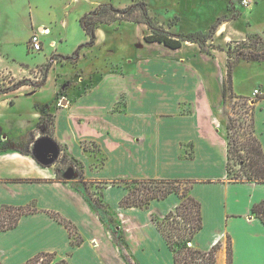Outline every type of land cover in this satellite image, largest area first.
<instances>
[{
  "label": "crops",
  "instance_id": "0c3cea01",
  "mask_svg": "<svg viewBox=\"0 0 264 264\" xmlns=\"http://www.w3.org/2000/svg\"><path fill=\"white\" fill-rule=\"evenodd\" d=\"M200 1L221 5L223 9H219L221 12L216 15L215 22L230 11L228 7L236 10L235 5L241 3L240 0ZM261 4L264 0L253 1L245 7L251 13L258 12ZM102 5L116 6L113 0H0V47L8 43L26 47L27 53L40 54L54 50L59 43L55 49L60 52L62 43L67 41L65 28L69 14L87 7L78 15L80 22L83 16ZM253 18L243 13L241 18L233 21L245 19L243 35L264 36V28L257 30ZM230 23L232 21H223L217 35L225 34ZM102 29L101 26L97 28L96 44ZM34 33L41 35L43 49L40 52L30 49ZM86 43L80 44L72 54ZM187 43L177 50L155 43L160 45L163 55L154 52L155 61L147 57L148 62L137 65L141 69L147 68L146 71L149 70L147 66L152 65L156 70L157 80L153 79L152 87L148 88L152 90L149 95L152 118L135 112V103L127 92L122 90L118 96L106 94L102 89L103 79L95 84L81 78L74 86L80 89V94L73 88L71 100L65 97L66 101L61 100L60 107L53 106L59 92L56 86L52 99H37L47 83L36 92H25L30 102L33 100L26 111L20 109L16 97L23 95L18 92L24 87L0 95V206L34 205L37 209V212L23 216L15 228L0 232L1 264H25L41 253L56 254L68 264H176L174 253L153 216L164 219L177 209L180 197L170 194L165 199L152 200L147 209L123 208L121 202L129 193L123 183L134 180L191 183V194L202 205L203 228L190 245L206 252L220 244L217 264H228L230 254L232 264H264V223L252 211L254 205L264 201V184L231 182L227 171L228 113L225 111L227 98L223 94L226 78L228 80V58L225 51L219 50L218 56L209 55L198 44ZM144 49L152 51V47ZM166 49L175 51L172 53L188 49L190 53L181 58H170L164 54ZM220 54L224 56L226 69L221 75L215 71ZM39 56L43 57L40 62L11 53L6 57L15 64H43L46 57ZM80 60L81 56L75 64ZM187 65L195 76L187 72L183 79L158 77L159 72L164 71L175 75L180 67ZM195 66L196 70H193ZM128 70L125 75L117 73V76L125 79ZM88 83L90 87L85 89ZM215 83L221 89L217 99L211 90ZM98 84L100 88L96 89ZM141 87L139 85V89H144ZM179 89L183 95L176 97ZM255 91H259L256 99L264 97L263 85L254 89L253 96ZM254 104L256 135L264 149V99ZM50 107L55 118L53 136L40 133L35 136ZM94 115L105 121L121 120L127 128L112 130L108 126L93 125ZM83 128L90 131L82 134ZM44 137L62 145L69 158L81 165L84 182L104 186L102 199L112 220L100 216L76 176L59 179L56 162L44 166L35 159V143ZM83 141H96L102 152L99 155L86 152ZM100 157L105 161L99 167ZM114 181L120 184H111ZM54 214L72 223L83 240L79 246L72 245L69 230L54 218Z\"/></svg>",
  "mask_w": 264,
  "mask_h": 264
},
{
  "label": "rangeland",
  "instance_id": "374dc122",
  "mask_svg": "<svg viewBox=\"0 0 264 264\" xmlns=\"http://www.w3.org/2000/svg\"><path fill=\"white\" fill-rule=\"evenodd\" d=\"M240 1L242 3L243 0ZM253 1L257 0H248V4L251 5ZM113 2L116 5V8L122 10L131 6H136L137 4H144L147 11V17L152 19V25L155 29L181 39L196 32L208 33L217 19L216 15L218 12H221L219 9H223L220 8V4L214 5L213 3L200 0H113ZM241 3H238L237 6L235 5L237 8L236 10H233V7H228L230 11L226 12V14L221 17L222 22L226 20L232 21V23H230V29L227 26L225 34H216L213 39L207 42L202 41L205 50L214 56L219 55V50L225 51L228 58L227 64L228 60L230 61L227 53L229 46L233 51L236 50L244 54L243 56H240L235 63L236 67L233 69L232 76L234 91L232 90L228 93L225 102V111L228 113L226 127L227 125L231 126L232 131L230 132V136L234 143H238V145L246 143L250 132L253 105L256 99V97L252 95V92L255 88H259L261 85L264 86V36L259 34L243 35L246 26L245 19L237 22L233 21L241 18L244 13L248 17H254L255 24H258H254V26H256L257 30H262L264 28V4H261L258 12L251 13L248 11L247 7ZM86 5L88 6V4ZM82 8L80 7L77 10H73L69 14L67 18L68 26L65 28L67 41L62 43L60 52L58 49H55V47H58L57 45L59 43L53 47L54 50H46L44 53L40 54L31 53L29 50L27 53L26 47L24 46L16 47L10 46L8 43L3 44L0 47V50L2 51V54H0V90L13 87L19 82L27 83L28 86H24V89H20L21 91L18 92L23 95L16 96L17 100L20 102V109L26 111L32 104L33 100L30 102L27 97L28 95L25 92H36L46 83L47 84L43 87V90L39 93L37 99H52L56 86L58 87L59 92L53 106L60 107L62 104L61 100L66 101L65 97H68V99L71 100V91L74 86L78 85V81L83 79L84 82L93 81L96 84L100 79H103L105 84L102 86V89L106 91V94L118 96L122 90L127 92L130 99L133 101L132 103H135L133 107L136 108L138 112L134 111L139 114L142 113L140 116L152 118V98L149 96L152 95V90L148 88L152 87L153 79L157 80L156 70L152 69V65H150L147 66L149 69L148 71L145 70L147 68L143 67L144 72H140V70L143 69L138 67V64L143 65L148 62L151 59L150 57H152V61H155V55H152L154 52L163 55L159 50V44L148 43L145 40L147 36L152 35V31L146 24L141 25L142 23L138 24L118 21L111 26L101 24L98 26V28H100V26L103 28L99 42L93 47L83 49L81 51L80 62L75 64V62L68 59L67 55L72 54L80 44L86 43L89 40V37L79 22L78 15L87 7L83 6ZM94 11L95 9L92 10V12ZM92 12L87 15H90ZM46 34H48V32ZM252 36H255L254 40L250 41L249 37ZM47 42L48 41L45 40V43L48 45L49 43ZM186 44L188 43L186 42L184 45ZM144 47H152V51L151 49H144ZM153 49H155V51H153ZM172 52L175 51L167 50L164 54L170 55V58H181L185 55H189L190 50L185 49L183 51H178L179 53ZM10 53L19 58H26L28 60L31 58L33 61L39 62L43 59V57L39 55H44L46 60L43 64H37L36 62L33 64H15L12 59L6 57L7 54ZM171 54L175 55L171 56ZM224 56L223 54H220L215 65V71L219 72L220 75L226 70ZM71 57L74 58V55L72 54ZM232 57L235 58V60L237 59L234 53H232ZM128 68V75L125 79L124 77L117 76V73L125 75V71ZM193 70H196V66ZM187 72L195 76L193 71L189 69L187 65L180 67L175 75H173L172 72H168L171 73L168 74L164 71L159 72L161 74L158 77L167 79L172 76L177 79H183L184 74H187ZM115 76L116 78H114ZM226 81H228L227 78ZM139 85H142L144 89H139ZM89 87L90 83L85 86V89H88ZM96 87V89H99L100 84L96 85ZM138 89L142 90V92H139ZM74 90L75 93L79 92L78 94H80V89L74 88ZM83 90L84 89L82 88L81 91ZM211 90L213 91L212 95H214V99H217L218 93L219 96L221 94L220 87L218 88L215 83ZM178 92L179 94L176 97L183 95L181 89H179ZM234 92L247 96L244 97V99L237 98L235 96L238 95L234 94ZM157 105H159V103ZM155 108H158V106ZM168 108H170L169 105ZM51 109L52 107H50V110H48L46 115L42 117L43 122L41 127L35 133V136L39 133L47 134L50 137L53 136L55 118ZM89 109L93 111V108ZM95 118L96 119L92 124L99 127L108 126L112 130L116 128H127L125 122L121 120L114 119V121H105V118L96 116ZM88 131H90L88 128H83L81 130V132H83L82 134L87 133ZM59 147L60 156L55 163L59 170V178H66L65 174L68 170L72 169L75 172L77 179L81 182L80 184L86 196L95 205H100L102 201V189L104 186L101 184H89L84 182V179L80 176V173H82L81 165L69 158L62 145H59ZM242 154L245 155V153ZM102 160L103 158L100 157L97 165H99ZM238 164V162H233L234 170L237 171V173L242 174Z\"/></svg>",
  "mask_w": 264,
  "mask_h": 264
},
{
  "label": "trees",
  "instance_id": "16d2710c",
  "mask_svg": "<svg viewBox=\"0 0 264 264\" xmlns=\"http://www.w3.org/2000/svg\"><path fill=\"white\" fill-rule=\"evenodd\" d=\"M118 21L146 24L152 31V35L145 38L148 43H159L169 49L177 50L182 48L186 42H191L198 44L201 50L208 54H210V52L205 50L202 41L207 42L213 39L218 32L219 25L222 24L221 18H219L217 22L212 25L208 33L196 32L181 39L155 29L152 25V19L147 17V11L144 4H137L136 6H131L123 10L117 9L113 5H102L90 15H85L81 18L80 24L88 35L89 42L79 47L74 54V58L68 57V59L77 63L80 59L81 51L84 48L96 45V30L98 26L101 24L111 25ZM254 37H249V40H254ZM227 53L230 61L228 60L227 64L228 81L225 85L223 94L225 98H227L228 93L232 91V76L233 69L236 67L235 63L240 56L244 55L239 51H233L230 46L228 47ZM232 53L237 57L236 60L232 57ZM24 86H28V84L25 82H19L13 87L0 90V95L15 92ZM235 97L244 99L242 96ZM260 99H264V97H257L254 102L256 103ZM255 107L254 104L250 132L246 143L241 145L234 143L230 136L232 128L230 125H227V171L231 182L264 184V149L260 139L256 135ZM82 146L86 152L93 155H99L102 152L100 144L96 141H83ZM242 153H245V155ZM104 161L105 160L103 159L98 166H102ZM234 161L239 163L238 166H240L239 168L242 174L237 173V171L234 170ZM80 176L83 179L84 176L82 173H80ZM111 184L116 185L120 184V182L114 181L111 182ZM123 184L129 190L128 195L121 202L123 208L137 207L147 209L152 200H162L170 194H177L180 197L181 202L175 211L169 213L164 219H159L158 217L153 216V221L174 253L176 264H217V253L221 247L220 244L215 245L210 251L206 252L198 250L190 245L195 236L203 228L202 205L192 196L191 183L182 180H134L126 181ZM95 207L103 219L112 220L106 205L103 203V199L101 204H96ZM252 211L253 214L264 223V201L254 205ZM35 212H37V209L34 205H30L29 207H15L9 205L0 206V232L15 228L23 216ZM54 218L64 224L69 230L72 245L79 246L83 240L72 223L66 221L58 214H54ZM120 240L122 241L121 237ZM231 261L230 254L228 264H232ZM25 264H68V262L59 259L56 254L41 253Z\"/></svg>",
  "mask_w": 264,
  "mask_h": 264
},
{
  "label": "water",
  "instance_id": "95a60500",
  "mask_svg": "<svg viewBox=\"0 0 264 264\" xmlns=\"http://www.w3.org/2000/svg\"><path fill=\"white\" fill-rule=\"evenodd\" d=\"M33 154L35 159L44 166L52 165L60 156V147L51 138L44 137L36 141ZM67 179H72L76 175L72 169L65 174Z\"/></svg>",
  "mask_w": 264,
  "mask_h": 264
},
{
  "label": "built area",
  "instance_id": "2783aa9c",
  "mask_svg": "<svg viewBox=\"0 0 264 264\" xmlns=\"http://www.w3.org/2000/svg\"><path fill=\"white\" fill-rule=\"evenodd\" d=\"M242 4L245 5V6H249L248 4V0H243L242 1ZM30 49L33 51V52H40L42 51L43 49V43H42V40H41V35L39 33H34L32 36H31V39H30ZM259 94V91H255L254 92V96H257Z\"/></svg>",
  "mask_w": 264,
  "mask_h": 264
},
{
  "label": "bare ground",
  "instance_id": "6f19581e",
  "mask_svg": "<svg viewBox=\"0 0 264 264\" xmlns=\"http://www.w3.org/2000/svg\"><path fill=\"white\" fill-rule=\"evenodd\" d=\"M45 33H47V32H45Z\"/></svg>",
  "mask_w": 264,
  "mask_h": 264
}]
</instances>
